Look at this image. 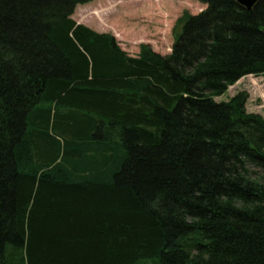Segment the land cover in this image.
Here are the masks:
<instances>
[{
  "label": "trees",
  "instance_id": "16d2710c",
  "mask_svg": "<svg viewBox=\"0 0 264 264\" xmlns=\"http://www.w3.org/2000/svg\"><path fill=\"white\" fill-rule=\"evenodd\" d=\"M0 0V264H264V0H198L169 55Z\"/></svg>",
  "mask_w": 264,
  "mask_h": 264
},
{
  "label": "rangeland",
  "instance_id": "374dc122",
  "mask_svg": "<svg viewBox=\"0 0 264 264\" xmlns=\"http://www.w3.org/2000/svg\"><path fill=\"white\" fill-rule=\"evenodd\" d=\"M206 6L198 0H94L78 6L72 18L98 33L113 35L130 56L138 57L142 45L161 55H169L175 42L174 29L187 12L199 15ZM248 93V113L264 117V78L250 75L230 87L215 100L228 102Z\"/></svg>",
  "mask_w": 264,
  "mask_h": 264
},
{
  "label": "water",
  "instance_id": "95a60500",
  "mask_svg": "<svg viewBox=\"0 0 264 264\" xmlns=\"http://www.w3.org/2000/svg\"><path fill=\"white\" fill-rule=\"evenodd\" d=\"M238 4L251 11L259 0H236Z\"/></svg>",
  "mask_w": 264,
  "mask_h": 264
},
{
  "label": "crops",
  "instance_id": "0c3cea01",
  "mask_svg": "<svg viewBox=\"0 0 264 264\" xmlns=\"http://www.w3.org/2000/svg\"><path fill=\"white\" fill-rule=\"evenodd\" d=\"M136 57V56H135Z\"/></svg>",
  "mask_w": 264,
  "mask_h": 264
}]
</instances>
